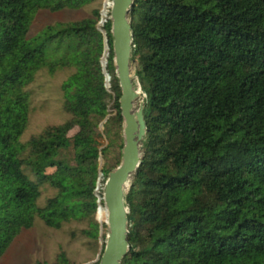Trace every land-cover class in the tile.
I'll return each mask as SVG.
<instances>
[{
	"label": "trees",
	"instance_id": "trees-1",
	"mask_svg": "<svg viewBox=\"0 0 264 264\" xmlns=\"http://www.w3.org/2000/svg\"><path fill=\"white\" fill-rule=\"evenodd\" d=\"M95 1L0 0V259L38 219L55 229L85 219V235L106 239L95 215L124 147L112 20L94 8L34 30L43 11ZM131 20L148 134L122 264H264V0H135ZM66 69L69 117L22 141L29 87ZM45 188L54 194L40 204ZM36 264L72 262L61 251Z\"/></svg>",
	"mask_w": 264,
	"mask_h": 264
},
{
	"label": "rangeland",
	"instance_id": "rangeland-1",
	"mask_svg": "<svg viewBox=\"0 0 264 264\" xmlns=\"http://www.w3.org/2000/svg\"><path fill=\"white\" fill-rule=\"evenodd\" d=\"M107 1L112 0H97L81 9H66L56 13L43 11L37 19L34 30H38L48 23L81 19L88 16L94 8H100L102 11L107 9L108 16L111 7H106ZM71 73L72 69H66L57 72L55 75H50L45 70L38 74L36 81L29 87L32 93V112L29 126L21 137L22 141L26 142L32 135L41 132L46 126L62 123L69 117V114L63 110L64 95L61 86ZM110 87L109 82V90ZM143 95L145 94L143 93ZM140 103L141 99H138L136 108H139ZM100 132H104L103 125L100 126ZM101 142L102 147L108 145V139L105 136L102 137ZM118 153V149H116L110 155V164L116 163ZM100 161L101 166H103L105 161L102 158ZM53 194L54 190L45 188L40 204H44L46 199ZM97 214L98 212L95 218L98 220ZM100 223L103 225L105 222ZM88 227L89 222L85 219L67 222L61 229L48 227L42 220L38 219L33 228L24 230L14 240L0 259V264H36L37 261L53 263L61 251L67 253L72 264H98L103 244H105V241L102 240L104 230L101 232L99 242H97L83 233ZM105 231L107 234V229Z\"/></svg>",
	"mask_w": 264,
	"mask_h": 264
},
{
	"label": "water",
	"instance_id": "water-1",
	"mask_svg": "<svg viewBox=\"0 0 264 264\" xmlns=\"http://www.w3.org/2000/svg\"><path fill=\"white\" fill-rule=\"evenodd\" d=\"M134 5L135 0L106 2V7H111L110 19L112 20L114 39V61L117 77L122 88L120 104L124 119V147L120 164L109 173L106 180L102 197L104 204H101L98 208V212L102 208L107 211L105 248L98 264H122L131 250L127 196L133 177L142 163L143 147L148 134V124L145 116L146 100H141L139 108H136V101L141 98V95L139 93L140 82L133 67L134 29L131 13ZM104 13L105 10L102 11L103 18L100 24L106 21ZM107 43L108 39L105 37V53L102 58V65L108 87L111 75L105 66ZM143 96L146 97V94ZM102 176L103 172L101 171L97 189H100Z\"/></svg>",
	"mask_w": 264,
	"mask_h": 264
},
{
	"label": "bare ground",
	"instance_id": "bare-ground-1",
	"mask_svg": "<svg viewBox=\"0 0 264 264\" xmlns=\"http://www.w3.org/2000/svg\"><path fill=\"white\" fill-rule=\"evenodd\" d=\"M107 9L105 10V13H104V18L107 17ZM105 24V23H104ZM108 55H109V45L107 43V46H106V54H105V66L107 67V63H108ZM107 69V68H106ZM111 81V78L109 80V82ZM139 93L141 95V100H144L145 99V96L143 97V93L139 90ZM144 98V99H143ZM98 216V219L101 221V222H105L106 219H107V211L102 208L100 209V211L98 212L97 214Z\"/></svg>",
	"mask_w": 264,
	"mask_h": 264
},
{
	"label": "built area",
	"instance_id": "built-area-1",
	"mask_svg": "<svg viewBox=\"0 0 264 264\" xmlns=\"http://www.w3.org/2000/svg\"><path fill=\"white\" fill-rule=\"evenodd\" d=\"M139 80V79H138ZM139 88L141 89L142 87H141V85H139Z\"/></svg>",
	"mask_w": 264,
	"mask_h": 264
}]
</instances>
